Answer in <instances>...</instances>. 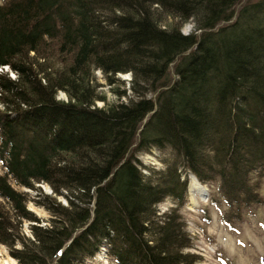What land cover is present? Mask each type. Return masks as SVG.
I'll return each instance as SVG.
<instances>
[{
    "label": "trees",
    "instance_id": "trees-1",
    "mask_svg": "<svg viewBox=\"0 0 264 264\" xmlns=\"http://www.w3.org/2000/svg\"><path fill=\"white\" fill-rule=\"evenodd\" d=\"M241 1L0 3V245L19 264H83L101 246L116 264H195L180 168L229 209L264 204V0L236 12ZM164 13L179 22L162 25ZM94 69L110 86L131 73V96L98 107ZM152 147L174 159L147 175L137 153Z\"/></svg>",
    "mask_w": 264,
    "mask_h": 264
},
{
    "label": "rangeland",
    "instance_id": "rangeland-1",
    "mask_svg": "<svg viewBox=\"0 0 264 264\" xmlns=\"http://www.w3.org/2000/svg\"><path fill=\"white\" fill-rule=\"evenodd\" d=\"M3 1L4 0H0V3ZM257 1L259 0H242L240 5L238 4L236 6V12L245 3ZM161 16L160 20L162 21V25L179 22L172 15L164 13L161 14ZM233 20L234 18L231 21L223 22L218 26L230 23ZM191 26H193V21H185L180 27L181 33L182 30L187 31L188 27L190 28ZM9 69V67H6L3 71H8L9 75L12 77L15 76V74ZM92 76L93 83L97 84V92H102L106 97V102H103L102 100L96 102L98 107H102L106 103L110 104L120 100L125 102L128 97L131 96L129 90L131 74L129 72L117 73L115 77L121 84L114 86H110L107 83L104 74L99 69H94ZM114 89L116 91H114ZM124 89L126 90V95L117 97L115 92ZM63 93L60 92L58 98L60 97L63 99ZM155 95V93L150 94L149 97H155ZM137 157L141 163L146 166L143 167L142 170L147 175L151 172L150 168H153V170L156 171L163 170L166 168L167 163L174 159L170 148L161 149L158 147H152L148 151H141L137 153ZM180 170L181 179L188 178L186 202L180 210L186 223V230L193 240V245L188 250L202 256V258L195 264H261L260 260L261 258H264V204H252L246 208L229 209L221 196L214 191L215 185H212L211 183L203 184L201 182L200 183L207 189V195H201L199 193L193 198V194L189 191L188 187L190 181L189 175L193 173L187 172L182 168H180ZM0 172H4L1 163ZM36 185H39L44 193L51 192L49 185L46 183H39ZM19 188L27 191L30 197L36 196V191L32 189L25 187ZM256 190L259 195L264 198V177L261 180L260 186ZM194 199H196L197 203H195ZM58 201H60L61 204H67L65 197L62 195L58 196ZM171 206L172 201L169 198H166L158 205V210L161 213ZM27 208L39 218L38 225L48 226L50 224L49 220L52 218V215L49 210L37 204L35 200L28 201ZM222 214L229 218V223L232 224L233 229L226 226L222 220ZM29 224V222L25 221L22 225L23 232L27 236H30ZM100 251L101 253L99 255L85 258L83 264H116L107 254V250L105 251L104 246L100 247ZM0 254L2 260H7L11 257L16 261V264H19L9 253L6 246L0 245Z\"/></svg>",
    "mask_w": 264,
    "mask_h": 264
},
{
    "label": "bare ground",
    "instance_id": "bare-ground-1",
    "mask_svg": "<svg viewBox=\"0 0 264 264\" xmlns=\"http://www.w3.org/2000/svg\"><path fill=\"white\" fill-rule=\"evenodd\" d=\"M205 188L206 187L204 185H202L194 176H191L190 177V181H189V191L193 194V198H195V196L197 194H199V193L201 195H203L205 193ZM194 201H195V203H197L196 202V199H194ZM0 264H16V261L13 258H11V257H9V259H7V260H2L0 258Z\"/></svg>",
    "mask_w": 264,
    "mask_h": 264
},
{
    "label": "clouds",
    "instance_id": "clouds-1",
    "mask_svg": "<svg viewBox=\"0 0 264 264\" xmlns=\"http://www.w3.org/2000/svg\"><path fill=\"white\" fill-rule=\"evenodd\" d=\"M192 29H193V26H191L190 28L188 27V30L187 31H185V30L183 31L182 30V33L185 34V35L189 34V33H191L193 31Z\"/></svg>",
    "mask_w": 264,
    "mask_h": 264
},
{
    "label": "water",
    "instance_id": "water-1",
    "mask_svg": "<svg viewBox=\"0 0 264 264\" xmlns=\"http://www.w3.org/2000/svg\"><path fill=\"white\" fill-rule=\"evenodd\" d=\"M62 93H63V92H62ZM63 94H64V95H63V97H64L63 99H66V95H65V93H63ZM189 176L191 177V176H194V175H193V174H190ZM194 177L196 178V176H194ZM196 179H197V178H196ZM197 180H198V179H197ZM188 187H189V186H188ZM204 194L207 195V189H206V188H205V193H204Z\"/></svg>",
    "mask_w": 264,
    "mask_h": 264
},
{
    "label": "built area",
    "instance_id": "built-area-1",
    "mask_svg": "<svg viewBox=\"0 0 264 264\" xmlns=\"http://www.w3.org/2000/svg\"><path fill=\"white\" fill-rule=\"evenodd\" d=\"M6 67H8V66H4L3 69L6 68ZM0 70H1V69H0Z\"/></svg>",
    "mask_w": 264,
    "mask_h": 264
}]
</instances>
